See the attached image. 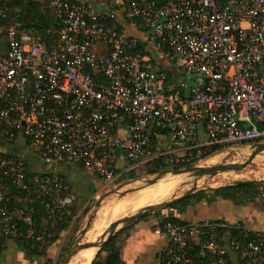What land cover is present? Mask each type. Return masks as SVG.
Instances as JSON below:
<instances>
[{
	"label": "built area",
	"instance_id": "built-area-1",
	"mask_svg": "<svg viewBox=\"0 0 264 264\" xmlns=\"http://www.w3.org/2000/svg\"><path fill=\"white\" fill-rule=\"evenodd\" d=\"M48 1L60 25L51 43L18 21L0 24L4 141L32 142L44 163L76 164L105 186L148 162L199 166L264 142V0H127L120 18L93 0ZM29 172L23 157L0 151L3 181L67 212L75 196L61 174ZM1 183L0 234L22 237L25 226L30 236L34 209L13 207ZM154 231L167 236L159 264H226L230 252L264 264V229L207 218Z\"/></svg>",
	"mask_w": 264,
	"mask_h": 264
},
{
	"label": "rangeland",
	"instance_id": "rangeland-1",
	"mask_svg": "<svg viewBox=\"0 0 264 264\" xmlns=\"http://www.w3.org/2000/svg\"><path fill=\"white\" fill-rule=\"evenodd\" d=\"M175 71V80L182 78L183 74L181 73V71L177 68H175ZM27 144H29V146H31L35 152V145L32 142H27ZM250 153V145H242L238 148L224 149L207 157L199 164V166H210L219 163H243L248 158ZM37 162L40 164L41 169H45L46 166L48 167V164L44 163L41 159H37ZM147 168V165L142 164L134 169L135 176L120 177L112 184H109L107 186L104 185L103 180L99 176L94 174L77 177V180L75 179V181H72L70 183H68L67 180H65V178L63 177L64 183L68 185L70 191L75 196V200L72 205L74 206V208H71L67 211V215L71 217L70 222L67 228L59 234V238L55 245V251L53 255L54 261L52 262V264L59 263L67 248L76 239V237L79 236L80 232L85 227L89 216L94 212L95 214L93 216L91 224L88 226L85 234L81 237L80 243L93 242L88 239L89 235L93 234H95L96 237L94 242L101 240L103 235H105V233L108 231L109 225L113 221L123 216L130 215L131 211H133L132 205L121 207V209L119 208V210H116L114 213L111 209L112 205L114 202L125 198L128 195L136 193L138 190H140V188L135 191H128L122 194L123 192L141 187L145 185L146 180L156 176L158 171L155 173H148L146 172ZM161 179H166L170 182H174L175 184L178 183L180 185L173 189L172 193L168 196V199L181 195L192 186H195L196 190H210L212 188H217L220 186L231 185L234 180H253L255 182H258L259 180L264 179V150L257 153L252 161L241 170L219 171L214 175H204L202 177H199L196 183L190 182L192 179H195V177L191 176L190 173L187 172L186 174L184 173L183 176L173 177H167L165 174ZM111 190H116L117 192H110ZM98 202L99 204L97 205ZM137 211L135 210V212L132 214H135ZM168 212H170V207L162 208L153 213L146 214L130 225H124L123 223H120L115 229L118 235H116V240H122L124 233L134 223H137L139 221H147L152 217H159ZM104 254L105 251H100V257ZM74 256L69 261V264L80 260ZM44 260L45 257L43 258V261Z\"/></svg>",
	"mask_w": 264,
	"mask_h": 264
},
{
	"label": "crops",
	"instance_id": "crops-1",
	"mask_svg": "<svg viewBox=\"0 0 264 264\" xmlns=\"http://www.w3.org/2000/svg\"><path fill=\"white\" fill-rule=\"evenodd\" d=\"M126 1L93 0V4L97 9L104 12H113L120 18ZM121 22L126 33L140 35L127 22L122 20ZM0 151L23 157L33 172H44L55 169L68 183L75 181L77 177L91 175L84 168L69 163L48 165L45 169H41L40 164L37 162V159H40L39 156L23 140L8 143L0 138ZM205 192L206 197L204 199L187 207L183 212H178L172 208H170V212L181 221H197L208 218L224 220L229 223L239 222L251 229H264V197L237 194V198L234 199L216 194L212 189L205 190ZM170 212L159 217H152L147 221H139L127 229L122 240H117L119 257L122 264H159L160 250L166 244L167 236L163 232H155L154 228L156 223L161 222V219L165 218ZM115 234L117 235V232ZM95 239V234H93L90 241H94ZM57 240L47 248V257L51 258L52 262L54 261L53 255ZM88 249L92 251L90 264L94 258L96 249ZM106 255L105 252L101 258L104 259ZM43 258L44 256H39L36 259L26 258L24 252L18 247L14 239L7 240L5 248L0 251V264H43ZM244 262L245 259L240 253H229L227 264H244Z\"/></svg>",
	"mask_w": 264,
	"mask_h": 264
},
{
	"label": "trees",
	"instance_id": "trees-1",
	"mask_svg": "<svg viewBox=\"0 0 264 264\" xmlns=\"http://www.w3.org/2000/svg\"><path fill=\"white\" fill-rule=\"evenodd\" d=\"M10 7L9 17L7 19L0 20V24H7L10 20H15L21 23L22 27L31 30L41 37L46 39L48 43H51L58 35L57 30L60 28L58 21L49 7L48 0H8ZM112 23V22H111ZM139 27H142L140 23H137ZM1 47L4 45L1 43ZM1 49V48H0ZM148 173H155L166 166L161 162H148ZM134 170L124 172L120 177H133L135 176ZM30 175L37 174L36 172H29ZM0 182H2V191L11 200L13 207L23 208L27 210L29 208L34 209L32 215L33 225L29 228L31 230L30 236H25V226H21V231L24 236L18 238H11L0 234V251L5 248L6 242L9 239H14L17 242L18 247L24 252V255L28 259H36L39 256H44L45 260L43 264H52V259L47 257V248L54 243L58 238L60 232L65 230L70 222V216L67 212L51 211L46 202L41 199L30 198L17 184L11 182H5L0 176ZM259 182L252 184H240V185H225L217 188H212L214 193L222 195L224 197L237 198L238 195H258L257 187ZM206 197L205 190H196L195 192L182 197L172 203L170 208L176 209L178 212H183L187 207L194 205ZM74 206L69 207V209ZM177 221L181 220L170 212L161 221ZM100 251L106 252V257L103 259L100 257ZM244 264H248L246 258ZM90 264H122L119 257V247L117 246L116 234L113 235L107 242L101 247L94 259ZM192 264H209L202 258L193 259ZM227 264V263H226Z\"/></svg>",
	"mask_w": 264,
	"mask_h": 264
},
{
	"label": "water",
	"instance_id": "water-1",
	"mask_svg": "<svg viewBox=\"0 0 264 264\" xmlns=\"http://www.w3.org/2000/svg\"><path fill=\"white\" fill-rule=\"evenodd\" d=\"M250 147H251V153L243 163H219V164L210 165V166L186 165V166L179 167V168H165V169H161L160 171H158L156 176H154L153 178H149L148 180H146L145 186L155 183L157 180H159L163 175H165L167 173H171V174H181V173H186V172L190 173L191 176L195 177L196 180L194 183H196L197 179L199 177L204 176V175H214L219 171H229V170L238 171V170H241V169L245 168L252 161V159L255 157V155L257 153L264 150V142H258V143L251 144ZM254 182L255 181H253V180H234L231 183V185L252 184ZM135 190H137V189H130V190L123 192L122 194H124L128 191H135ZM115 191L116 190H111L110 192H115ZM195 191H196V187L192 186L191 188H189L187 191H185L184 193H182L179 196L172 197L168 200H164V201H161L159 203L143 207V208L139 209L135 214L123 216V217L113 221L109 225L108 231L105 233V235H103L101 240H98L95 242L80 243L81 237L85 234L88 226L91 224V221H92L93 216L95 214V212H94L93 214H91L89 216L85 227L80 232L79 236L76 237V239L67 248V250L65 251V253L61 257L58 264H68L69 261L71 260V258L77 253V251H79L80 249H83V248L91 247V246L97 247V251L95 253V256H96L98 251L107 242V240H109L115 234V232H116L115 229L120 223H123L124 225H129V224L133 223L134 221H136L137 219L141 218L142 216L149 214V213H153L159 209L166 208V207L170 206L172 203H174L175 201H177L178 199L185 197V196H187V195H189ZM98 204H99V202L97 203V205ZM105 236H106V238H105Z\"/></svg>",
	"mask_w": 264,
	"mask_h": 264
},
{
	"label": "bare ground",
	"instance_id": "bare-ground-1",
	"mask_svg": "<svg viewBox=\"0 0 264 264\" xmlns=\"http://www.w3.org/2000/svg\"><path fill=\"white\" fill-rule=\"evenodd\" d=\"M183 175H184V173L173 174V175H171V173L166 174L167 177L183 176ZM161 178L153 184H150L147 186L143 185L141 187L135 188V189L140 188V190H138L136 193L128 195L127 197L122 198V199L114 202L112 205V208H111L113 213L116 210H119V208L121 209V207L132 205L133 211H131V213H130V214H132L135 212V210L137 211L143 207H146V206H149L152 204H156V203H159L163 200L168 199V196L172 193L173 189L180 186V185L178 183L175 184L174 182H170L166 179H161ZM195 180L196 179H192L190 182H195ZM92 236L93 235H89V240H91L90 238H92ZM88 248H91L92 250L97 249L96 246H91V247L80 249L79 251H77V253L74 256L80 260L77 262H74L72 264H89V262L91 260L90 255L92 254V251H90Z\"/></svg>",
	"mask_w": 264,
	"mask_h": 264
}]
</instances>
